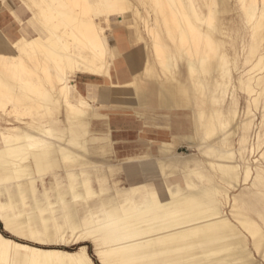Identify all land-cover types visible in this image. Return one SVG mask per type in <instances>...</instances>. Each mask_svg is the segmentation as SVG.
<instances>
[{
	"label": "bare ground",
	"instance_id": "1",
	"mask_svg": "<svg viewBox=\"0 0 264 264\" xmlns=\"http://www.w3.org/2000/svg\"><path fill=\"white\" fill-rule=\"evenodd\" d=\"M236 1L0 0L3 229L100 264H264V0ZM0 264L92 263L0 232Z\"/></svg>",
	"mask_w": 264,
	"mask_h": 264
},
{
	"label": "crops",
	"instance_id": "2",
	"mask_svg": "<svg viewBox=\"0 0 264 264\" xmlns=\"http://www.w3.org/2000/svg\"><path fill=\"white\" fill-rule=\"evenodd\" d=\"M1 15H3V16H1ZM0 25L1 26H5V28L7 29V31L13 30V26H11L12 24H11V21L9 20V16L7 15L6 12L4 13L3 10L0 11ZM134 53H135L136 62L137 63H140V59H139V56H138V52H137V48L136 47H134ZM141 97L143 99V104H142L143 111L148 114V116L146 117L147 118L146 119V122L147 121L150 122L151 119L153 118L152 116H149V115H151V114H157V115H159L161 117H158V118L155 117L154 120L158 124H160L161 126H163L165 124L164 121H163V116L165 117V115L162 116V113L161 114L159 113L160 111H158V109L156 108V106L153 103L154 91L152 90V87H149V88L146 87V86L141 87ZM187 115L188 114L186 112H179V111L178 112H172L171 113V121L173 123V129L176 132H179V131L180 132H184V131H186L188 129L189 121L187 119ZM123 142H131V141H123ZM132 142H133L132 148H135L136 147V150L127 151L125 153L126 154L125 155L126 157L127 156H132V155L139 154L141 151H143L145 149L143 147V145H142L141 142L134 141V140ZM119 147L120 146H119V143H118L116 145V149H115V151L117 153V156H121V154L124 153V152H119ZM6 193H7V191H6ZM10 195L11 196H9V195L7 196V203H6L7 206H9L8 204L10 203V197H12V199H13V204L12 205L15 207V210L17 211L18 214L21 213V211L23 210V207L20 204L19 199H18L16 193L12 190V191H10ZM27 203H28L29 206H31V209L34 208V206L32 204H30L29 200H28ZM6 210L9 211V212L11 211L9 208H6ZM0 225L2 227V224L1 223H0ZM85 243H81V244H71L70 246H67L66 247V248H68V247L77 245L78 247H77V250H75V251H67V250H63V251H66V252H69V253H77L80 247H85L86 255L89 257L91 263L92 264H95L93 262V259L91 258V255L87 251V246L85 245ZM37 246L49 247V246H46L45 244L44 245L41 244V245H37ZM56 247H63V246H56ZM92 257H94L93 254H92Z\"/></svg>",
	"mask_w": 264,
	"mask_h": 264
},
{
	"label": "rangeland",
	"instance_id": "3",
	"mask_svg": "<svg viewBox=\"0 0 264 264\" xmlns=\"http://www.w3.org/2000/svg\"><path fill=\"white\" fill-rule=\"evenodd\" d=\"M229 3H230V5H231V7L232 8H238V3H237V1L236 0H229ZM238 12V10L237 11H234L233 13H231L230 15L231 16H234V18H238L237 16H235L236 15V13ZM117 23V22H116ZM240 103H241V108L243 107V105H244V99H242L241 101H240ZM98 127V129H105V128H107V126L104 128V127H102V126H100V125H98L97 126ZM113 131V130H112ZM115 132H116V130H115ZM115 136H117L118 135V133H113ZM116 139H121V140H117L116 142H115V144L117 145L118 143H119V152H124V153H122L121 154V156H118V158H124V157H126L125 155V153L127 152V151H130V150H136V147L135 148H132V146H133V140H135L136 139V133H134V134H131V135H128V136H123V137H117ZM123 141H131V142H123ZM132 148V149H131ZM183 150V152H181V153H184L187 149L186 148H184V149H182ZM124 155V156H123ZM0 229H1V233L5 236V237H7V238H10V239H13V240H15V241H17V242H20V243H27V244H30V245H41V244H35L34 242H28L27 240H21V239H19V238H17L16 236H13V235H11V234H9V233H7L4 229H3V227H1V225H0ZM81 243H85V242H78V243H69V244H67V245H61V246H63V247H51V246H49V247H42V246H39L40 248H42V249H46V248H55V249H61V250H67V251H75V250H77V245H74V246H71V247H68V248H66L67 246H70L71 244H81ZM91 243L89 242H86L85 243V245L87 246V251H88V253L91 255V258L93 259V262L95 263V264H100L99 263V261H98V259H97V257L95 256V254H94V252H93V247H92V244L90 245ZM47 246V245H46ZM92 254H93V256L94 257H92ZM96 259V260H95ZM98 263H97V262Z\"/></svg>",
	"mask_w": 264,
	"mask_h": 264
},
{
	"label": "trees",
	"instance_id": "4",
	"mask_svg": "<svg viewBox=\"0 0 264 264\" xmlns=\"http://www.w3.org/2000/svg\"><path fill=\"white\" fill-rule=\"evenodd\" d=\"M0 232H1V229H0Z\"/></svg>",
	"mask_w": 264,
	"mask_h": 264
}]
</instances>
